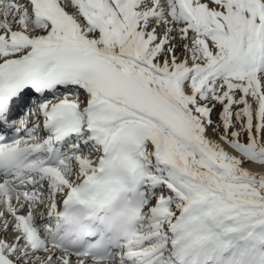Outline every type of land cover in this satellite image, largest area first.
Here are the masks:
<instances>
[{
    "label": "snow or ice",
    "instance_id": "snow-or-ice-1",
    "mask_svg": "<svg viewBox=\"0 0 264 264\" xmlns=\"http://www.w3.org/2000/svg\"><path fill=\"white\" fill-rule=\"evenodd\" d=\"M0 264H264V0H0Z\"/></svg>",
    "mask_w": 264,
    "mask_h": 264
},
{
    "label": "rangeland",
    "instance_id": "rangeland-1",
    "mask_svg": "<svg viewBox=\"0 0 264 264\" xmlns=\"http://www.w3.org/2000/svg\"><path fill=\"white\" fill-rule=\"evenodd\" d=\"M179 54V53H178Z\"/></svg>",
    "mask_w": 264,
    "mask_h": 264
}]
</instances>
